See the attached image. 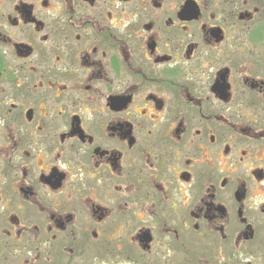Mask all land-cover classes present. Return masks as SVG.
<instances>
[{
  "label": "flooded vegetation",
  "instance_id": "1",
  "mask_svg": "<svg viewBox=\"0 0 264 264\" xmlns=\"http://www.w3.org/2000/svg\"><path fill=\"white\" fill-rule=\"evenodd\" d=\"M0 264H264V0H0Z\"/></svg>",
  "mask_w": 264,
  "mask_h": 264
}]
</instances>
